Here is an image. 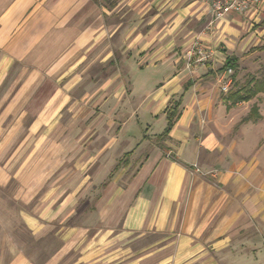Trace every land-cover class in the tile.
<instances>
[{
  "label": "crops",
  "instance_id": "crops-1",
  "mask_svg": "<svg viewBox=\"0 0 264 264\" xmlns=\"http://www.w3.org/2000/svg\"><path fill=\"white\" fill-rule=\"evenodd\" d=\"M263 21L264 0H0V189L31 238L4 264H264V92L233 104L220 71Z\"/></svg>",
  "mask_w": 264,
  "mask_h": 264
},
{
  "label": "rangeland",
  "instance_id": "rangeland-1",
  "mask_svg": "<svg viewBox=\"0 0 264 264\" xmlns=\"http://www.w3.org/2000/svg\"><path fill=\"white\" fill-rule=\"evenodd\" d=\"M263 78L264 53H243L240 57L239 70L236 75V81L238 82V86L244 85L251 79L260 80ZM231 80L234 82L233 76L231 77ZM8 198L9 197L6 192L0 189V264H4V260H8H3L2 254L4 249L9 245L16 246L24 243L27 245L31 244V238L28 232L25 230L23 225L15 218V205L10 202ZM42 260L44 259L35 258L36 262H41Z\"/></svg>",
  "mask_w": 264,
  "mask_h": 264
},
{
  "label": "trees",
  "instance_id": "trees-1",
  "mask_svg": "<svg viewBox=\"0 0 264 264\" xmlns=\"http://www.w3.org/2000/svg\"><path fill=\"white\" fill-rule=\"evenodd\" d=\"M264 25V21L262 23ZM254 51L264 52V45L257 47ZM228 69H232L234 71L233 80H235L237 72L239 70L238 59L235 57L228 58L225 66L220 70L221 72L227 71ZM188 86L185 87L187 90ZM237 89H235L230 95V100L233 104H238L240 102H248L250 101L257 93L264 92V78L263 79H251L249 82H246L242 86L237 85ZM240 87V88H239ZM181 105V100L178 102L172 103V105L166 110L167 115V127L164 130L163 134L160 135V138L168 137L172 127L174 126V121L179 113V108ZM257 110L253 109L250 118L256 115Z\"/></svg>",
  "mask_w": 264,
  "mask_h": 264
},
{
  "label": "built area",
  "instance_id": "built-area-1",
  "mask_svg": "<svg viewBox=\"0 0 264 264\" xmlns=\"http://www.w3.org/2000/svg\"><path fill=\"white\" fill-rule=\"evenodd\" d=\"M209 8L214 15L215 20L222 19L228 13L246 14L254 12L258 9V6L263 0H207ZM197 57L198 62L206 61L208 59V54L205 48L197 47L194 51L193 57ZM233 75V70L228 69L224 77L227 82L224 84L222 91L227 92L231 84V77Z\"/></svg>",
  "mask_w": 264,
  "mask_h": 264
}]
</instances>
